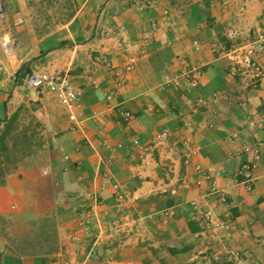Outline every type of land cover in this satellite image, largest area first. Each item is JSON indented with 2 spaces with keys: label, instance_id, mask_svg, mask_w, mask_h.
I'll use <instances>...</instances> for the list:
<instances>
[{
  "label": "crops",
  "instance_id": "obj_1",
  "mask_svg": "<svg viewBox=\"0 0 264 264\" xmlns=\"http://www.w3.org/2000/svg\"><path fill=\"white\" fill-rule=\"evenodd\" d=\"M12 24L0 128L32 102L47 139L0 186V264H264V144L254 188L238 174L264 141V77L229 72L264 32V0H6ZM184 61L202 69L195 89L170 80ZM44 70L71 74L76 120L27 85ZM162 131L141 159L134 140Z\"/></svg>",
  "mask_w": 264,
  "mask_h": 264
},
{
  "label": "built area",
  "instance_id": "obj_2",
  "mask_svg": "<svg viewBox=\"0 0 264 264\" xmlns=\"http://www.w3.org/2000/svg\"><path fill=\"white\" fill-rule=\"evenodd\" d=\"M4 15V2L0 0V20ZM230 35L232 38H240L241 32L231 31ZM7 35L5 37V46L7 47ZM239 54L236 57L234 63L231 64L229 68L230 74L236 77L244 79L248 85L258 87L264 77V69L261 64V57L264 53V32L258 31L246 42L237 45ZM134 59L132 63L128 66V69L133 68ZM185 62V61H184ZM186 67H184L180 73L170 80L174 88L178 89L183 84L189 85L190 88L195 89L199 84V77L202 73L201 67L192 65L191 63L185 62ZM27 85L33 88L38 96H42L45 93L52 94L59 103L68 111L71 119H77L76 107L78 105V98L80 95V90L76 86L71 74L69 72H52L48 70L32 72L27 77ZM226 99H232V95H226ZM198 102L202 105H206L207 101L203 97H199ZM244 100H240V105H245ZM126 120H130L133 117L131 111L126 110L123 112ZM168 133L162 131L158 133L151 142L144 144L138 139L134 142L140 148V158L145 159L152 150L158 147L161 143L168 139ZM264 141L259 142L253 146H246L244 153L248 154L249 157L242 163L238 174L240 176L239 182L245 185L248 190L254 188L255 172L259 167L260 162L263 157L262 145ZM209 177V174H206ZM186 182L185 177L180 179V184ZM118 190L119 185H115ZM220 194V199L224 202L227 201V197ZM97 202H99V194L91 195ZM124 197L123 193L118 192V198L122 199ZM173 212L169 209L164 212V219L167 220L171 217Z\"/></svg>",
  "mask_w": 264,
  "mask_h": 264
},
{
  "label": "rangeland",
  "instance_id": "obj_3",
  "mask_svg": "<svg viewBox=\"0 0 264 264\" xmlns=\"http://www.w3.org/2000/svg\"><path fill=\"white\" fill-rule=\"evenodd\" d=\"M2 24L3 18L0 20V48L5 49V37L13 30V24L11 29L2 27ZM32 26L38 30V24ZM9 44L8 51L12 53V42ZM38 110V106L32 102L22 104L0 128V183L4 184L7 175L15 171L27 157L40 154L44 149L47 136Z\"/></svg>",
  "mask_w": 264,
  "mask_h": 264
},
{
  "label": "water",
  "instance_id": "obj_4",
  "mask_svg": "<svg viewBox=\"0 0 264 264\" xmlns=\"http://www.w3.org/2000/svg\"><path fill=\"white\" fill-rule=\"evenodd\" d=\"M7 39H8V40H10V37H9V35H7Z\"/></svg>",
  "mask_w": 264,
  "mask_h": 264
},
{
  "label": "trees",
  "instance_id": "obj_5",
  "mask_svg": "<svg viewBox=\"0 0 264 264\" xmlns=\"http://www.w3.org/2000/svg\"><path fill=\"white\" fill-rule=\"evenodd\" d=\"M3 183H0V186L2 185Z\"/></svg>",
  "mask_w": 264,
  "mask_h": 264
},
{
  "label": "bare ground",
  "instance_id": "obj_6",
  "mask_svg": "<svg viewBox=\"0 0 264 264\" xmlns=\"http://www.w3.org/2000/svg\"><path fill=\"white\" fill-rule=\"evenodd\" d=\"M8 47V46H7Z\"/></svg>",
  "mask_w": 264,
  "mask_h": 264
}]
</instances>
